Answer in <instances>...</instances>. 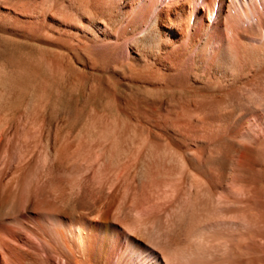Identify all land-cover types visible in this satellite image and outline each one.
<instances>
[{
	"label": "bare ground",
	"instance_id": "obj_1",
	"mask_svg": "<svg viewBox=\"0 0 264 264\" xmlns=\"http://www.w3.org/2000/svg\"><path fill=\"white\" fill-rule=\"evenodd\" d=\"M173 1L145 14L143 0H0L1 34L81 60L99 80L83 98L114 106L76 132L32 95L4 108L0 264H138L171 185L207 201L241 189L264 220V0H205L194 20ZM17 71L1 68L0 98ZM67 89L55 96L73 100ZM256 235L247 264H264Z\"/></svg>",
	"mask_w": 264,
	"mask_h": 264
},
{
	"label": "rangeland",
	"instance_id": "obj_2",
	"mask_svg": "<svg viewBox=\"0 0 264 264\" xmlns=\"http://www.w3.org/2000/svg\"><path fill=\"white\" fill-rule=\"evenodd\" d=\"M160 1L163 4L172 2L175 4L173 0ZM185 1L188 15H192L194 20L197 8L204 7L205 0ZM150 6L153 7L151 0H143L141 6V10L144 9L143 13L146 14L151 9ZM201 13L204 21L208 23L211 12L202 10ZM225 14L227 15V12ZM139 16L143 19L141 14ZM71 57L52 48L17 41L0 33V70L3 65L18 70L17 78L11 82L16 87V96L12 101L0 98V104L3 105L0 112L2 113L8 106H11L12 108L9 107L11 109H20L24 100L32 95L33 110H45L53 116L51 118L54 121L63 124L62 130L75 132L87 119H91L95 112L108 110L113 115L114 106L111 101L108 103L105 99L95 98L92 101L93 98H83L85 90L97 86L99 80L91 78L81 60ZM56 64L65 67L64 75H58L54 70L53 65ZM7 82V79L0 78V91L5 89ZM110 84L115 85V82L111 80ZM57 87L68 88L67 90L74 95L73 100L57 98L55 96ZM157 95L165 97L162 92H158ZM2 114L0 118H3L5 113L3 116ZM192 191L193 194H189L180 185L164 188L161 194L166 207L160 212L159 218L149 224V229H156L150 237V246L141 250L138 264H247L254 255L250 250L249 235L253 233L258 235L264 230V220L259 219V215L252 210L250 195L241 189L232 190L233 192H229L230 195H223L219 190H214L211 199L207 201V195L202 187L195 185ZM257 241H261V237H257Z\"/></svg>",
	"mask_w": 264,
	"mask_h": 264
}]
</instances>
